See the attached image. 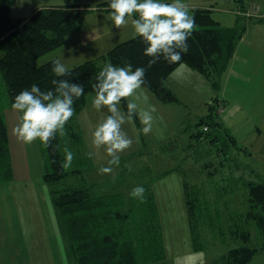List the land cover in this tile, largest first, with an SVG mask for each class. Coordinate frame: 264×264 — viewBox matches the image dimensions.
Listing matches in <instances>:
<instances>
[{
    "label": "rangeland",
    "instance_id": "1",
    "mask_svg": "<svg viewBox=\"0 0 264 264\" xmlns=\"http://www.w3.org/2000/svg\"><path fill=\"white\" fill-rule=\"evenodd\" d=\"M48 1L50 0H21L15 7L19 9L24 4L26 8L18 13L27 16L30 15L32 7H40ZM80 1L85 5H100L107 0ZM227 1L186 0L188 5L211 3L208 6L213 9V17L224 27H234L240 17L243 18H240L241 22L249 18V9L247 13L241 10L238 17L231 11V5ZM244 21H247L246 32L249 28L252 32L243 34L236 50L239 52L240 48L239 56L246 58L249 64L237 65V68L241 74L249 75L250 83L242 84V80L239 82L228 73L222 77L217 90L207 79L199 77L200 75L189 74L185 79L179 80L180 84L177 85L170 79L167 80V85L176 89L174 93L179 102L168 105L161 103L144 87L148 96L147 103L154 104L157 109L154 113L153 128L145 135L139 131L142 125L136 131L133 121L125 122L123 127L133 138V144L120 153V162L118 165H112V173L99 171L100 166L107 165L111 157L106 153L104 146L96 148L92 144L93 127L104 115L92 106V98L95 95L89 96L85 109L78 115L77 123L84 142L78 149V145L71 143L74 158L69 165L70 169H79L88 184L100 182L104 195L110 194V189L114 193L120 192L119 189L130 192L137 184L154 186L152 192L159 207V232L163 235L161 238L164 257L161 253H155L150 255L152 261L142 264H172L174 255L189 249L195 250L192 229L183 204L185 184H188L189 194L195 205V213L192 214L193 224H196L195 234L198 243L208 254V264H235L234 256L229 255V259L226 258L225 261L224 257L230 250L238 251L242 246L249 245L251 248H258L250 264H264V235L261 236L260 228L256 225L258 219L249 218L250 213L257 215L262 212L261 208L264 206L250 199L248 188L250 183H264V29L254 28L252 21ZM130 22L131 20L120 26L122 33L118 38L111 40L110 48H105L97 54L92 50L86 54L78 53L77 45L64 47L63 62L69 67L79 66L84 61L95 58V55L107 53L114 45L132 39L135 36H132L133 26L129 25ZM256 30L263 31L255 33ZM46 59L47 55L40 57L38 64H45ZM223 84L226 86L223 87ZM4 92V82L0 77V94L4 95ZM215 98L221 99L224 111L227 110L226 120L218 116V121L223 122V129L220 131L217 127L210 126L211 131L206 133L204 126L205 122L209 121L205 114L207 103H212ZM138 103L141 107H147L143 100ZM15 124V120L11 121V130ZM197 133H201L203 138L194 137ZM234 135L237 142L232 138ZM37 140L40 155L34 150V141L27 143L30 166L32 173L36 175L41 167L39 159L42 161L41 170L44 173L43 161L44 166L47 164L45 146ZM89 152H92L93 156L90 157ZM167 171L170 174L160 178V175ZM61 182L58 185L60 190H63ZM80 182L82 179L78 176H70L64 184L76 186ZM42 205L41 211H46L49 215L45 203L42 202ZM49 208L52 209V204ZM44 218L46 223L50 221L48 216ZM17 219V214H14L11 221ZM52 220L55 221L54 216ZM27 231L33 232L24 224H18V221L14 225L12 222L9 224L6 219L2 220L1 264L10 260V254L17 250L20 253H33L35 250L43 254L47 242L44 243L39 237L36 239ZM243 236L247 242H244ZM25 260L26 258L20 264H25Z\"/></svg>",
    "mask_w": 264,
    "mask_h": 264
},
{
    "label": "trees",
    "instance_id": "2",
    "mask_svg": "<svg viewBox=\"0 0 264 264\" xmlns=\"http://www.w3.org/2000/svg\"><path fill=\"white\" fill-rule=\"evenodd\" d=\"M16 1L0 0V77L5 86L4 95L0 94V182L9 181L13 175L4 112L12 107L15 94L30 87L32 83L39 84L42 90L54 88V78H67L82 83L85 94L75 101L76 112L65 126V135L58 134L50 144L43 143L47 160L44 180L50 188L53 204L67 238V254L76 264H142L152 261L150 255L155 253H161L164 257L163 235L159 232V211L151 187L145 186L146 199L141 201L130 195L132 188L128 193L119 189L120 192L101 195L103 186L100 183L88 184L82 180L79 185L68 186L64 183L70 176L79 177L83 174L79 169H70V166L63 168L62 161L65 146L73 151L71 143L78 145L77 149L83 145L84 138L79 131L77 117L85 109L89 96L95 95L92 85L105 63L111 61L114 64L131 62L133 65H145L147 72L144 87L160 102L171 104L178 103L179 99L167 86V79L179 62L170 64L161 58L148 67L150 57L143 53L145 44L136 36L118 44L106 54L70 69L69 75L56 77L52 72V61L40 65L38 59L64 45L70 34L82 29L89 9L81 5L46 7L37 9L28 18H14L10 12ZM236 2L240 5V12H248L250 0ZM98 8L111 10L107 1ZM192 12L196 18V28L188 39L189 49L182 55V60L217 90L235 55L237 44L246 32L247 21L244 20L264 22V16L249 17L242 22L240 18H243L239 16L234 27H224L213 17L212 10L197 8ZM125 101L126 98L122 100L121 106L126 109ZM219 107L217 98L208 105L206 117L209 121H204V127L208 129L204 132H210V126L220 131L223 129L218 121ZM194 136L197 139L203 138L201 133ZM169 173L161 174L160 178ZM59 182L63 190H60ZM248 188L250 199L264 206V183H250ZM185 191L194 247L195 250L204 249L195 234L196 224H193L192 216L195 205L188 184H185ZM261 210L257 215L250 213L249 218L258 219L256 225L262 236L264 207ZM242 238L244 242L248 241L244 236ZM257 252L258 248H251V245L242 246L238 251L230 250L224 261L231 255L235 257V264H250Z\"/></svg>",
    "mask_w": 264,
    "mask_h": 264
},
{
    "label": "clouds",
    "instance_id": "3",
    "mask_svg": "<svg viewBox=\"0 0 264 264\" xmlns=\"http://www.w3.org/2000/svg\"><path fill=\"white\" fill-rule=\"evenodd\" d=\"M107 4L112 26L119 28L131 20L134 33L145 44L144 55L150 57L148 67L161 58L170 64L179 62L171 75L180 80L187 77L191 69L182 55L188 52V39L196 28V18L186 0H107ZM52 65L56 77L70 74L61 57L53 59ZM146 72L145 65L109 61L96 74L92 106L104 115L93 127L92 144L96 148L104 146L111 157L107 165L100 166L101 173H112V165L120 162V153L133 144V138L123 127L126 121L131 122L137 116L142 125L139 131L145 135L153 128L157 109L147 103ZM52 84L54 88L42 90L39 84L32 83L15 94L12 108L20 113V120L12 132L17 139L25 143L39 139L50 144L58 134L65 135V126L76 112L75 101L85 94V88L82 83L67 78H54ZM124 98H128L126 109L121 107ZM141 100L147 107L140 106ZM88 155L91 157L93 153ZM73 158L74 152L65 146L62 167L67 168ZM145 192V186L137 184L130 195L143 201ZM172 264H208V254L203 249H189L174 255Z\"/></svg>",
    "mask_w": 264,
    "mask_h": 264
},
{
    "label": "crops",
    "instance_id": "4",
    "mask_svg": "<svg viewBox=\"0 0 264 264\" xmlns=\"http://www.w3.org/2000/svg\"><path fill=\"white\" fill-rule=\"evenodd\" d=\"M19 1L21 0H17L14 3L12 10L10 12L11 16L14 18H28L37 9L46 8V7H63V6L81 5L89 9V12H87V14L84 17L83 28L70 34L67 37L64 45L45 54V56L47 55V59L44 61L45 63L52 61L56 57L63 58L64 56L63 48L69 45H77L78 53L86 54L90 50H92L94 54H97V52L99 51H104L105 48H110V46L112 45L111 40L113 41L114 37L118 38L122 33V28L120 26L119 28L112 26V23L110 20L111 10L99 9L98 8L99 5H96L94 3L85 5V3L80 0H74V1L50 0L48 1V3H45V4L42 3L40 7L39 6L36 8L32 7V9L30 10L31 12L30 15L25 16L26 14L21 15L20 13H18L22 11L23 8H26L24 4H22V6H20L19 9L15 7L16 4L19 3ZM97 1H102V0H97ZM250 1H251L249 2L250 6L253 4H258L261 10V13L264 14V10H263L264 0H250ZM227 3L231 5V11L235 13L236 16L239 17V15L241 14L240 12L241 8H240V5L236 2V0H228ZM190 4H196V5H188L191 11L198 8V9H209V10H212L213 12V9L211 8V6H208L211 3L200 2V3H190ZM252 22L255 25L254 28L264 29V22H257L256 19L252 20ZM129 25H132V23L130 22ZM131 31L133 32L132 36L136 37L137 35L134 33L133 29ZM262 31L263 30H256L254 32L262 33ZM247 32L251 33L252 30H250L249 28ZM122 36H121V39H122ZM118 44L114 45L113 48L117 46ZM239 52H240V48H239ZM239 52L236 50L235 55L233 59L231 60V63L226 73L232 75L234 77L233 79H236L239 82L242 80V82L240 83L247 84V83H250V80H251L249 79V75L241 74L242 72L237 68L238 67L237 65H248L249 61H247L246 58L239 56ZM100 56L95 55L94 56L95 58H92V59H96ZM92 59H89V60H92ZM89 60H86V61H89ZM74 67H76V65ZM74 67H69V68L73 69ZM196 73L198 72L191 69L190 73H188L187 75L189 74L200 75L199 73L198 74ZM199 77L205 78L202 75H200ZM240 77L242 79H240ZM170 79L172 80L173 84L175 85L180 84L178 82L180 79H177L172 75H170L167 80H170ZM230 79L232 80V78ZM167 86L174 92L176 91L174 87L169 86V85ZM224 86L226 85L223 84V87ZM217 99L221 106L219 110V114H220L219 116H221L222 118L226 120L227 110L224 111V105L221 102V99L219 98ZM209 104L211 103L209 102L207 103V108H206L207 111H208ZM165 105H168V104H165ZM205 114H207V112ZM4 115H5V121H6L7 128H8L9 147H10L9 151H10V157H11V162H12V167H13V170H12L13 175L9 181L0 182V224L3 219H6L9 224H11L12 222L14 225L17 224V221H18V224H24L26 228L28 227L33 230L32 233H29L27 231L31 236H35L36 239L37 237H39V239L44 240V243L47 242L48 244L44 248L43 254H41L40 252H36L35 250L33 253L31 252H28V253L21 252L20 253L19 250H17V252L10 254V260H8L4 264H20V262L23 261L25 258H26L25 264H76L75 261L71 259L69 255L67 254V238L63 231L62 224H60V220H59L56 208L53 204L50 188L44 180L45 173L44 171L42 172L43 170L42 161L41 159H39L40 161L39 163L41 164V167L39 170L40 172L37 175L32 173V168L30 166V160H29L28 144L25 143L23 140L17 139V137L13 134L11 130V121L15 120L17 124L20 120V113L14 110L12 107H9L5 110ZM133 123H135V130L137 131V129L141 126L139 118L134 119ZM220 124L222 127H224L223 122H220ZM233 139L237 141L235 135L233 136ZM33 147H34L35 152L39 153L37 150L39 148L38 140H35L33 142ZM43 168L45 169L44 161H43ZM78 178H81L82 180L85 181L84 175H80ZM90 184H95V182H92ZM151 190H154V186H151ZM108 191L110 192V194H114V192L111 189ZM125 192L128 193L127 191ZM100 193L101 195H104L102 190L100 191ZM183 197H184L183 204L186 209V191L183 194ZM42 202L45 203L47 209L49 210L50 212L49 215H47L46 211H41V208H43ZM50 204H52V209L49 208ZM157 207H158V204H157ZM44 210H46V208H44ZM186 212H187V209H186ZM14 214H17L18 219L16 221H11ZM45 216H48L50 220V221H47V223L44 218ZM52 216L55 217V221L52 220ZM0 261L2 262L3 258H0Z\"/></svg>",
    "mask_w": 264,
    "mask_h": 264
},
{
    "label": "built area",
    "instance_id": "5",
    "mask_svg": "<svg viewBox=\"0 0 264 264\" xmlns=\"http://www.w3.org/2000/svg\"><path fill=\"white\" fill-rule=\"evenodd\" d=\"M249 12H248V16L249 17L260 18V17H263L264 16L261 13V10H260V7L258 6V4L251 5L249 7ZM205 129L207 130L208 128L206 127Z\"/></svg>",
    "mask_w": 264,
    "mask_h": 264
}]
</instances>
